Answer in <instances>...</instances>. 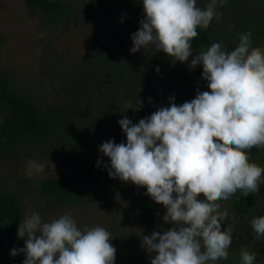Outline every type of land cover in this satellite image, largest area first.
Returning a JSON list of instances; mask_svg holds the SVG:
<instances>
[{
    "label": "clouds",
    "instance_id": "1",
    "mask_svg": "<svg viewBox=\"0 0 264 264\" xmlns=\"http://www.w3.org/2000/svg\"><path fill=\"white\" fill-rule=\"evenodd\" d=\"M144 18L132 34V53L154 45L173 64L189 62L198 28L207 29L220 20L227 0H208L204 8L197 0H139ZM251 31L241 34L238 46L225 51L212 43L188 63L190 70L202 65L208 91L181 105L170 98L133 124L119 120L126 143L104 142L99 151L110 158L109 176L145 187L146 194L166 210L164 224L170 229L143 235L141 248L151 264H209L227 260L234 230L227 225V201L237 191L244 197L258 194L264 183V167L249 162V152L264 149V49L253 47ZM157 72L160 69L157 67ZM143 101L126 108L139 111ZM122 113L124 111H121ZM43 166L28 164L27 175ZM255 239L264 237V216L250 221ZM25 247L23 264H115L116 248L104 227H78L68 214L45 222L38 212L25 213L18 226ZM154 254V255H153ZM240 264H254L255 252L242 248Z\"/></svg>",
    "mask_w": 264,
    "mask_h": 264
},
{
    "label": "trees",
    "instance_id": "2",
    "mask_svg": "<svg viewBox=\"0 0 264 264\" xmlns=\"http://www.w3.org/2000/svg\"><path fill=\"white\" fill-rule=\"evenodd\" d=\"M24 2L30 13H42L52 24L62 23L69 16L64 0ZM201 2L199 5L205 6L208 0ZM226 6H230L234 13L229 15L233 26L221 16L219 21L213 19L207 29L198 28V36L193 41V57L216 42L230 52L238 46L240 35L249 31L251 39L256 36L264 38V0H227ZM246 11L249 16H246ZM235 15L237 17L233 19ZM67 20L69 23L70 18ZM231 27L234 29L230 30ZM105 37L108 41L111 38ZM119 39L117 36V45L121 44L117 42ZM193 57L189 62H179L178 69H173L175 66L170 65L172 60L162 51L138 55L131 52L127 55V51L107 48L86 60L81 76H73L74 87H67V83L66 90L73 98L66 96L60 102L48 103L45 107H40L30 95L17 88L10 72L0 69V164L36 157L58 158L65 167L64 174L37 183L25 182V189L30 193L33 185H38L37 196L45 198L43 203L48 210L54 205L78 207L94 202L106 192V185L118 180L109 176L105 165H110V158L104 156L99 148L110 140L117 144L126 143V134L119 120L126 116L136 124L160 107L170 106L173 96L175 103L181 105L194 99L198 89L209 90L207 82L202 79V65L194 70L188 67ZM125 59L137 60L140 79L128 78L125 69L119 66ZM151 84L157 88L147 91ZM139 85H142L143 92ZM139 99L143 101V107L138 112L127 110L128 101L136 107ZM249 162L264 167V149L253 148L249 152ZM146 192L145 187L133 185L131 205L135 218L150 233L168 229L169 224L163 222L166 210ZM259 193H264V183L260 185ZM230 203L233 214L225 225L233 228L234 241L225 264H231L235 258L231 254L242 248L257 254L254 264H264V237L255 239L256 234L250 224L253 218L264 216V204L255 201L253 194L244 197L240 191L230 197ZM24 215L17 196L8 190H0V264H23L25 260L23 253L15 257L11 255L14 248L25 247L24 240L18 237V226ZM121 252L118 257L125 259L116 258L115 264H141L139 255Z\"/></svg>",
    "mask_w": 264,
    "mask_h": 264
},
{
    "label": "rangeland",
    "instance_id": "3",
    "mask_svg": "<svg viewBox=\"0 0 264 264\" xmlns=\"http://www.w3.org/2000/svg\"><path fill=\"white\" fill-rule=\"evenodd\" d=\"M64 1L69 16L63 19L62 23L52 24L47 22L42 13H30L24 0H0V69L10 72L16 87L30 95L40 107H45L48 103H58L66 96L74 97L66 88L75 86L73 76L76 75L77 78L81 76L83 64L91 55L105 52L107 48L118 49L120 52L127 51L129 55L134 46L132 34L140 28V21L144 18L143 5L139 0ZM201 1L197 0V5L204 8V5H199L203 3ZM224 5L225 8L220 7L222 16L233 26L229 16L234 14L232 8ZM246 16H249L247 11ZM236 17L233 16V19ZM67 18H70L69 23ZM105 36L111 37L109 41ZM117 36L120 38L117 40L121 43L119 45L116 43ZM252 41L253 47L264 49V38L256 36ZM155 50V46L150 45L136 54L155 53ZM170 65L175 66L173 69L180 66L179 61ZM119 66L125 69L128 78L140 79L141 70L137 60L125 59ZM67 83L69 86L66 87ZM139 88L143 92L142 85H139ZM151 88L156 89L157 85L151 84L147 91ZM52 158L36 157L0 164V190L13 192L21 201L24 214L38 212L45 222L68 214L80 228L85 225L104 227L111 234L109 242L117 250V259L118 255L122 254L121 250H124V254L139 255L141 264H151L150 254L141 248V243L143 235L152 233L148 232L134 216L131 205L134 184L120 179L112 180L113 182L106 185V192L88 205L78 207L54 205V208L48 210L44 207L45 198L37 196L38 185H33L34 188L29 193L24 183L28 181L37 183L39 180L64 174L65 167L61 160ZM30 161L42 165L43 170L36 172L33 169V174L28 176ZM253 197L255 201L264 204V193L253 194ZM218 202L221 204V210L228 209V217L233 214L230 199ZM226 220L222 230L227 228ZM171 227L169 224L168 229ZM237 250L231 254L235 256L231 264H240V251ZM209 264L225 262L220 260Z\"/></svg>",
    "mask_w": 264,
    "mask_h": 264
}]
</instances>
